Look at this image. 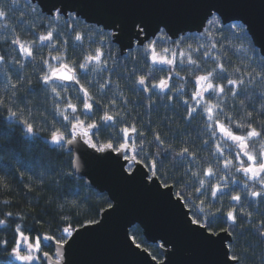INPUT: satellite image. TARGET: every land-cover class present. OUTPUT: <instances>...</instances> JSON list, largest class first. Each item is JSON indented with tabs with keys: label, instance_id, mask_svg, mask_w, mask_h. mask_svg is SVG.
<instances>
[{
	"label": "snow or ice",
	"instance_id": "1",
	"mask_svg": "<svg viewBox=\"0 0 264 264\" xmlns=\"http://www.w3.org/2000/svg\"><path fill=\"white\" fill-rule=\"evenodd\" d=\"M185 6L198 12L177 23L113 0L106 7L130 11L90 23L77 0H0V264H74L84 237L108 223L90 191L101 172L162 199L230 264L247 259L234 250L246 232L264 244V15L254 27L229 12L234 0ZM34 83L43 105L26 95ZM157 100L183 107V130L172 117L153 123ZM20 145L45 146L60 165L39 171ZM68 183L79 186L71 198ZM107 202L109 215L120 211L115 195ZM139 235H124L133 255L148 252ZM159 239L170 257L175 245Z\"/></svg>",
	"mask_w": 264,
	"mask_h": 264
},
{
	"label": "water",
	"instance_id": "2",
	"mask_svg": "<svg viewBox=\"0 0 264 264\" xmlns=\"http://www.w3.org/2000/svg\"><path fill=\"white\" fill-rule=\"evenodd\" d=\"M77 2L83 5L86 15L92 18L90 23L96 19H105L109 14L130 11L106 7L113 0H77ZM120 2L133 6L134 11L167 17L177 23L185 22L198 12V9L185 6L191 0H120ZM234 2L235 6L230 8L229 12L244 16L254 27H258L259 20L264 15V0H234ZM180 26L195 31L190 23ZM85 179L91 180V177ZM96 183L98 187L92 190L106 194L108 201L115 195L121 201V209L115 215H109L111 213L109 208L101 213L100 219L108 216V223L101 231L84 237L73 252L74 264H159L160 261H153L143 248L136 250L135 255L126 250L124 235L125 232L129 234L130 242V230L134 226L141 228L144 240L146 237L148 239L147 244H152L153 239H156V243H162L160 237L172 241L175 247L167 246V250L172 253L170 257L160 252L163 264H230L225 257L224 248L217 246L213 251L208 252L185 233L173 211L153 193L135 185H120L113 176L103 172L97 174ZM220 240H225L223 234Z\"/></svg>",
	"mask_w": 264,
	"mask_h": 264
},
{
	"label": "trees",
	"instance_id": "3",
	"mask_svg": "<svg viewBox=\"0 0 264 264\" xmlns=\"http://www.w3.org/2000/svg\"><path fill=\"white\" fill-rule=\"evenodd\" d=\"M114 54H117L114 52ZM123 59V57H120ZM33 87L36 89L35 92L32 93H27L28 99L30 103H35L38 106L43 105V94L40 91V88L38 85L35 83L33 84ZM127 95L133 100L138 102V95L134 94L133 92H128L125 90ZM139 95H146V94H139ZM153 99H156V97H153ZM162 104H166L165 101H160L157 100V108L150 114V118L153 121L155 125H160L161 120H164V118L167 117H172L175 121L173 127L175 129H181L183 130L184 128V123L180 119V115L183 113V107L177 105L174 102V106L169 108L167 106H161ZM131 108L132 105H129ZM137 112L143 113L144 109L142 107L136 109ZM145 120L149 119V117H144ZM196 122L194 121L193 124ZM161 130H164L161 127ZM0 142H7V141H2ZM20 147L23 148L24 155L25 157L31 161L33 159L36 160L37 165H41L43 167H40L38 170L39 171H44L45 169H51L54 167H57L60 165V160L58 158V155L54 152L49 151V149L43 145H38V146H31V145H20ZM17 148V145L15 141H13L10 146L9 150ZM29 148H31V151H29ZM36 166H34L35 168ZM29 175V173L26 172V176ZM51 179V177H49ZM79 186L75 184L68 183L64 185V194L67 195L69 198H71V194L77 190ZM94 193V203L96 208L99 210L97 213H95L96 218L100 219L101 213L108 209V197L106 194H102L104 199H101L100 195H97L95 190H90ZM17 193H20L17 196V200L20 202L21 207L27 208V205L24 203V195H23V190L22 189H17ZM50 190H45V192L40 193L39 195L41 197L46 196V195H51ZM133 229H138L140 231V235L137 237L138 241H144V236H143V231L139 226H134L130 230V235H132ZM239 243L235 247V252L238 254H241L242 256H246L247 259L244 260L243 264H261V253H264V244L258 245V240L256 237L249 233H245L243 237H239ZM247 245V250L245 246ZM144 247L148 248V253H152L157 256V261H162L163 257L160 254V250H158L154 245L152 244H146ZM143 248V247H142Z\"/></svg>",
	"mask_w": 264,
	"mask_h": 264
}]
</instances>
